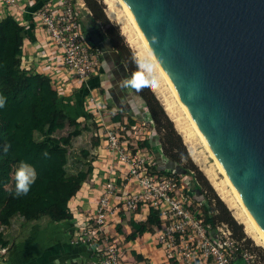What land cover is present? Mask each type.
<instances>
[{
  "label": "built area",
  "instance_id": "2783aa9c",
  "mask_svg": "<svg viewBox=\"0 0 264 264\" xmlns=\"http://www.w3.org/2000/svg\"><path fill=\"white\" fill-rule=\"evenodd\" d=\"M5 17L31 28L37 48L52 47L57 68L51 84L87 85L99 75L106 48L100 46L95 31L84 27V21L94 20L84 0H0V21ZM42 56L48 58L45 52ZM20 68L35 70L37 60L31 62L22 55ZM86 101L94 107L91 112L98 110L92 91ZM103 119L99 134L111 160L105 165L97 199L91 209L73 213L67 221L52 222L66 223L68 243L75 247L67 264H128L134 252L145 258L149 233L157 240L153 249L172 264H233L236 257L245 264H261L230 226L216 218L214 199L200 185L196 172L169 166L161 144L158 153L154 151L157 145H151L147 128L152 118L132 123L108 118L107 124ZM144 141L148 145L140 146ZM150 209L158 224L127 239L129 221H145ZM5 250L0 248V253Z\"/></svg>",
  "mask_w": 264,
  "mask_h": 264
},
{
  "label": "water",
  "instance_id": "95a60500",
  "mask_svg": "<svg viewBox=\"0 0 264 264\" xmlns=\"http://www.w3.org/2000/svg\"><path fill=\"white\" fill-rule=\"evenodd\" d=\"M123 2L264 246V0Z\"/></svg>",
  "mask_w": 264,
  "mask_h": 264
},
{
  "label": "trees",
  "instance_id": "16d2710c",
  "mask_svg": "<svg viewBox=\"0 0 264 264\" xmlns=\"http://www.w3.org/2000/svg\"><path fill=\"white\" fill-rule=\"evenodd\" d=\"M84 2L95 21L101 24L109 22L98 0H84ZM32 35L31 28H25L11 17H5L0 21V95L7 100L5 106L0 108V117L6 121V129L3 133V143L6 148L0 145V227L7 225L14 215H19L26 221L42 216L48 217L52 222L70 218L71 214L63 212L60 204L74 196L93 171L92 162L95 158L91 155L90 149L80 150L83 157H90L85 169H79L75 173H70L67 169L68 146L73 137L80 136L84 130L89 129L81 124L85 121L79 122L66 113L62 107L63 100L61 101L56 90L52 88L50 77L20 68L23 40L26 36L32 39ZM109 39L112 41L111 38ZM129 57L131 58V55ZM132 70H136L135 64ZM137 94L147 107L156 132L160 116L166 119L170 127V132L166 135L168 149L164 148L159 137L168 163L180 168H188L179 162L180 151L173 152L172 135L175 134L179 140L180 136L175 132L171 120L167 118L154 93L151 89H144ZM64 130H67L66 134H61L60 132ZM98 143L97 138L92 146L95 147ZM141 145L145 146L148 143L144 141ZM21 160L35 167L38 179L26 196L15 198L6 189L14 186L12 173ZM205 182L209 186L206 180ZM209 188L212 189L211 186ZM214 202L218 210L216 218L226 222L235 236L237 231H241V224L231 216L229 209L220 198L217 197ZM158 222L159 218L150 209L145 221H129L131 232L127 235V239L151 231L152 226ZM7 243L0 229V245ZM135 258L142 260L139 254H136ZM236 259L237 257L233 260V264Z\"/></svg>",
  "mask_w": 264,
  "mask_h": 264
},
{
  "label": "crops",
  "instance_id": "0c3cea01",
  "mask_svg": "<svg viewBox=\"0 0 264 264\" xmlns=\"http://www.w3.org/2000/svg\"><path fill=\"white\" fill-rule=\"evenodd\" d=\"M87 24L92 31H97L106 48L101 60L99 75L92 77L87 85L74 82L71 84L64 83L58 87L52 83V88L56 90L61 101L63 100L62 107L66 113L79 122L91 121L94 123L93 134L99 141L98 145L95 146L97 155L92 162L93 171L91 175L81 184L74 196L60 204L61 210L69 212L71 217L73 213L78 215L80 211L93 207L101 184L106 177L104 168L111 160V156L105 149L99 134L103 130V117L106 119L105 124L108 123V118L112 122H122L126 118L131 123L135 120L144 119L147 121L149 118L151 119L150 113L146 112V106L139 95L132 90H125L119 86L121 79L130 75L129 70L122 55L105 33L102 24L95 20ZM22 48L23 55L28 61L37 60V68L30 71L44 74L51 79L55 78L57 62L53 58L54 51L50 45L46 44L42 51L41 48L36 47L32 35V39L28 36L24 38ZM42 52H45L48 58H44ZM90 91L98 99V110L93 112L91 110L94 107L87 106L86 101ZM147 128L151 137V145L156 143L159 147V134L156 132L154 135L156 131L154 122L148 123ZM139 144L142 146V142ZM24 224H28L29 227L23 229ZM20 225L21 228H18ZM0 228L4 238L8 241L6 245H0V248H6L4 253H0V264H67V261L74 256L75 247L68 243V229L65 222L59 226L57 223L52 224V221L46 216L26 221L21 216L14 215L7 225H2ZM118 228L121 230V226ZM151 243L150 240L144 250L145 258L139 254L142 256V260H137L135 258L137 253L134 252V258H129L128 264H172L162 258L153 249ZM234 264H245V262L241 257H237Z\"/></svg>",
  "mask_w": 264,
  "mask_h": 264
},
{
  "label": "rangeland",
  "instance_id": "374dc122",
  "mask_svg": "<svg viewBox=\"0 0 264 264\" xmlns=\"http://www.w3.org/2000/svg\"><path fill=\"white\" fill-rule=\"evenodd\" d=\"M98 1L101 3V5L103 7V12H104L106 18H108V20H109V22H105V23L102 22V27L104 28L105 33L109 36V38H111L114 46L117 48V50L122 55L126 65L128 67L129 72L133 71L132 66H134V63L132 62V60H133V57L135 56V52H134L133 48L127 43L125 36L122 34V30H121V26H120L121 24L114 21L113 19H110L107 16L106 8H107V5L109 4V2H110V5L112 6V8L114 9V12L120 18V22L124 26H126L129 30H131L134 38H136L140 47L143 48V46L141 45V41L139 40V37L137 36L136 32L134 31V29L131 25V22L128 18V15L126 14L121 3H119V0H108L109 1L108 4L106 2L107 0L106 1L105 0H98ZM129 55H131V58L129 57ZM156 70H157V68H156ZM157 75L159 78V89H156V91H159V92H156L155 90H151V91L154 93L158 102L161 104L164 112H166V110L162 104L161 98L166 97L169 99L172 107L174 108L176 113L179 115V117L182 121V124H184V127L189 129V131L191 132V140L193 143V144L191 143V149H193V151L196 153L198 161L193 159L192 155L190 154V148H188V145L184 142V139H183L181 133L176 128L175 123L173 122V120L169 117V115L166 112L165 114H166L167 118L169 120H172L171 122H172V125H173L175 132L177 134H179V136H180V140H179V138L177 139V136L175 134L171 133V134H173L172 137H173V142H174L173 152H176L178 150L180 151L179 162L181 164L187 166L188 168L193 169L196 172L200 184L207 190L208 195L211 198H213L214 200H216L217 197L220 198L224 202L226 207L229 209V212L232 216L233 215L232 209L229 208V206L226 204V202L219 196V194L217 193V191L212 186V184H211L210 180L208 179L205 172H208L209 174L213 175L214 179L217 182H219V184L226 191V194L238 204L232 188L226 182L225 176L222 173V171L220 170L219 164L217 163V161H215L214 157L212 156L211 152L208 149L209 147L207 148L205 141H204L205 139L203 140L202 137L199 135V133H197L194 130V128L192 127V125L190 123V120L188 119V117L185 113V111L182 109L181 105H179L180 103L178 102L177 98L175 97V95L171 91L168 83L159 75L158 70H157ZM81 124L86 125L87 127H89V129L84 130L80 136L73 137L70 141V145L68 146L69 161H68V165H67V169L70 173H75L79 169H85L87 162H90L89 156L83 157L80 154L81 149H90L91 150L90 152H91V155L93 156V158H96V155H97V148L92 146L93 142H95V140H97V137L94 136V134H93V131L95 129L94 124H92L91 121H85L84 123H81ZM157 128H158L157 132L159 134V137H161L162 145L164 146V148L168 149L169 145H168V142L166 141V135L170 132V127H169L168 123H166V119L163 118L162 116H160V121L157 123ZM5 129H6V121H5V119L0 117V145L2 148H6V145L3 143V136H4L3 133H4ZM66 132H67V130H64L60 133L66 134ZM154 135H156V131L154 132ZM154 151L156 153H158V147L154 148ZM167 153H169V152H167ZM205 180L208 182L209 186H211L212 189L209 188V186L206 184ZM237 208H239V207H237ZM234 218H235V216H234ZM235 220L239 224H241V226H242L241 231H237L235 233V236L240 237V239L243 241V243L246 245V247L257 255L261 264H264V247L259 245L258 243H256L245 232L243 223H241L236 218H235ZM28 227H29L28 224L27 225L24 224L22 226L23 229H27ZM18 228H21V225L18 226ZM12 232H14V231H12ZM147 236H149L151 238V242H152L151 245L156 244L157 240H156L155 236H153L151 233H149Z\"/></svg>",
  "mask_w": 264,
  "mask_h": 264
},
{
  "label": "bare ground",
  "instance_id": "6f19581e",
  "mask_svg": "<svg viewBox=\"0 0 264 264\" xmlns=\"http://www.w3.org/2000/svg\"><path fill=\"white\" fill-rule=\"evenodd\" d=\"M106 1V0H105ZM108 4V0L106 1ZM119 3H121V5L123 6L126 14L128 15V18L131 22V25L134 29V31L136 32L137 36L139 37V40L141 41V45L143 46L140 47V45L138 44V41L136 40V38H134L131 30H129L126 26H124L121 22H120V18L118 17V15L114 12V9L112 8V6L109 4L107 5L106 8V14L110 19H113L114 21L120 23L121 25V30H122V34L125 36V39L127 41V43L133 48L134 52H135V56H147L150 57L153 62L156 64V68L158 70L159 75L168 83L171 91L173 92V94L175 95V97L177 98L178 102L180 103L179 105H181L182 109L185 111L188 119L190 120V123L192 125V127L194 128V130L199 133V135L202 137V139L204 140V136L202 135V133L200 132V130L197 128V126L195 125L189 111L187 110L186 106L184 105V103L182 102V100L180 99V97L178 96L172 82L169 80L168 76L166 75V73L164 72V70L162 69V67L160 66L158 60L156 59V57L154 56L153 52L151 51L150 47L145 43L144 39H143V34L140 31L139 27L137 26L130 10L128 9V7L124 4L123 0H119ZM159 89V87L157 88ZM156 91V89H155ZM161 91V90H160ZM159 92V91H156ZM160 94V93H159ZM165 96V95H164ZM162 104L167 112V114L169 115V117L173 120V122L175 123L176 128L178 129V131L181 133L184 142L188 145V148H190V154L192 155L193 159H195L196 161H198L197 155L196 153L193 151V149H191V132L189 131V129H187L186 127H184V124H182V121L179 117V115L176 113V111L174 110V108L172 107L170 101L168 98L164 97L161 98ZM171 120V121H172ZM205 144L207 146V148L209 147L206 140ZM193 144V143H192ZM209 151L211 152L212 156L214 157L215 161H217V163L219 164L220 170L222 171V173L225 176L226 182L230 185V187L232 188L236 200L238 202V204L232 199L230 198L227 194L226 191L223 189V187L219 184V182H217L213 175L209 174L208 172H205L208 179L210 180L212 186L214 187V189L217 191V193L219 194V196L226 202V204L229 206V208L232 209L233 215L235 216V218L237 220H239L241 223H243L244 225V230L245 232L259 245L263 246V242H262V238L259 234V232L256 230V228L254 227V224L252 222V217L250 212L247 210V208L245 207V205L243 204L239 193L237 192V190L235 189V187L233 186L232 182L229 180L225 170L223 169V167L221 166L220 162L218 161V159L214 156L213 152L211 151L210 148H208ZM239 207V208H237ZM264 247V246H263Z\"/></svg>",
  "mask_w": 264,
  "mask_h": 264
},
{
  "label": "clouds",
  "instance_id": "9594fccd",
  "mask_svg": "<svg viewBox=\"0 0 264 264\" xmlns=\"http://www.w3.org/2000/svg\"><path fill=\"white\" fill-rule=\"evenodd\" d=\"M153 43H157L158 39L155 35L151 37ZM132 62L136 65L130 75L124 77L120 81V87L125 90H132L136 93L144 89L155 90L159 87V78L157 75L156 64L150 57L134 56ZM6 97L0 95V108L6 104ZM7 150V149H5ZM13 187H8L6 190L15 198L26 196L33 184L38 179V173L33 165L26 161H19L12 173Z\"/></svg>",
  "mask_w": 264,
  "mask_h": 264
}]
</instances>
